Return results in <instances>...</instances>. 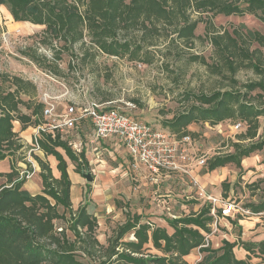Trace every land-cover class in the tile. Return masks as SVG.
I'll return each instance as SVG.
<instances>
[{
    "label": "rangeland",
    "instance_id": "obj_1",
    "mask_svg": "<svg viewBox=\"0 0 264 264\" xmlns=\"http://www.w3.org/2000/svg\"><path fill=\"white\" fill-rule=\"evenodd\" d=\"M4 14V9L0 6V72L18 76L34 84L36 100H40L44 93L57 97L61 110L67 105L85 110L91 103H108L106 107H120L133 117L161 128L163 121L184 110L182 100L185 93L209 94L230 89L233 81L244 92V85L258 82L264 77L251 65L260 61V68L264 71V47L255 41L256 32L264 36V22L255 15L215 16L212 13H193L192 19L201 21L195 31L196 38L188 45L177 39L172 33L173 29L161 28L158 33L136 30L128 35L123 34L121 38H127L134 45H144L145 50L151 52L152 63L143 64L131 61L128 57L105 55L91 46L89 38L84 40L85 45H76L69 51L58 41L53 45L45 44V27L29 23L18 24ZM216 36H224L220 47L213 43ZM233 40L237 44L236 48L231 45ZM151 43L154 45H150ZM225 44L229 45V50L221 48ZM85 51L94 58L90 56L85 61H80ZM58 54L59 59L56 60ZM35 55L46 58V65L43 60L42 66L35 63L31 59ZM244 55L249 58L246 59ZM193 56L203 58L205 63L201 60L191 61ZM229 64L235 68L240 67L232 72L228 68ZM246 65L248 66L245 67ZM4 87L15 89L8 82ZM257 96H264V93L260 90L250 93V101L264 106V97L261 99ZM20 97L24 101L29 99L26 94H21ZM22 110L27 112L24 107ZM259 121L260 129L254 142L264 135V117ZM234 124L226 121L216 126L201 123L191 125L189 130L193 144L190 149L197 156H205L207 162L215 156L233 153L232 144L238 142L239 135L245 132L244 128L234 130ZM15 128L19 130L18 123H15ZM27 131L25 137L32 133V127ZM18 134L21 136V132ZM62 137L72 144L76 142L77 145L73 144L74 148L79 143L84 146L88 166H84L82 173H76L75 164L68 160L72 182L71 200L74 210L86 206L88 212L97 218L96 237L103 245H107L108 239L115 236L117 228L128 216L140 215L143 217L142 222H152L166 228L171 234L173 230L167 220L198 212L210 205L211 198L220 197L224 202L234 203L236 211L231 217L223 218L219 215L222 210L215 206L212 233L207 235V239L213 249L221 247L222 240L229 233L233 237H228L239 243L242 233L239 221L256 215L246 209V206L263 200L264 184L260 190H252L247 186L264 179L263 165L254 164V160L264 159V150L250 156V165L246 163V166H250L248 168L244 166L238 169L230 164L209 172L207 163L204 167H195L191 177L172 176L153 184L132 170V161L120 144L108 141L92 147L89 142L92 139V127L88 120L82 121L76 130L63 133ZM20 138L27 144L24 138ZM244 143L248 144L249 141ZM32 147V143L27 144L12 159L20 174L29 169L28 164H31L32 173L33 164L41 170L35 156L47 158L43 152L33 150ZM257 156H261V159ZM44 161L50 164L48 159ZM55 172L59 176L57 170ZM86 175H90L93 180L88 182ZM26 180L23 188L26 194L41 193L40 174ZM4 182L5 178L0 176V187ZM224 183L230 185L229 193H226ZM211 207L213 212L212 203ZM59 212L62 214L64 209L59 207ZM68 235L72 237L70 232ZM130 240H134L132 234L125 239ZM146 248L149 249L145 254L162 256L151 246ZM80 255L85 264H99L96 258ZM203 257L204 254L199 250H194L185 260L188 264H198ZM251 258L257 263L262 261V258L253 255Z\"/></svg>",
    "mask_w": 264,
    "mask_h": 264
},
{
    "label": "trees",
    "instance_id": "obj_2",
    "mask_svg": "<svg viewBox=\"0 0 264 264\" xmlns=\"http://www.w3.org/2000/svg\"><path fill=\"white\" fill-rule=\"evenodd\" d=\"M0 5L9 10L15 22L45 27V44L53 45L58 41L69 51L76 45H85L84 40L89 38L91 46L105 55L128 57L143 64L152 63L153 55L145 50L144 45H134L127 38H121L123 34L136 30L158 33L161 28L173 29L177 39L188 45L196 38L195 31L201 21L193 20V13L215 16L248 14L264 22V0H0ZM223 38L216 36L213 43L220 47ZM255 41L264 47L262 34L256 32ZM231 45L237 47L235 40ZM221 48L230 49L227 44ZM90 56L85 51L80 61ZM56 57L58 60L59 54ZM31 59L39 66L43 65L42 60L44 65L47 62L38 55L31 56ZM200 60L205 63L203 58H191L193 62ZM251 65L259 75H264L260 61ZM239 67L228 66L232 72ZM7 82L15 89L5 88ZM232 84L230 89L209 94L185 93L182 100L184 110L162 124V128L178 137L191 134L189 127L193 124L216 126L231 121L244 125L245 132L239 135L238 142L232 144L234 152L211 158L207 162L209 172L230 164L242 169L244 159L264 150V135L254 142L260 129L259 120L264 117V106L254 104L249 98V94L256 90L264 93V77L244 85V92L237 88L236 81ZM21 94H26L29 99L24 101ZM257 97L263 99L264 96ZM35 98L34 84L0 72V162L14 159L27 145L15 131L16 122L21 125V131L45 123V105ZM22 107L27 112H23ZM246 141L249 143L245 144ZM38 146L45 156L55 158L59 177L56 178L50 164L38 156L35 159L41 169V193L26 194L23 188L27 180L21 176L14 161L11 172L0 174L6 181L0 187V264H85L80 253L96 258L99 264H188L185 258L194 250L204 254L198 264H251L252 255L262 258L257 264H264V241L232 243L223 240L221 247H211L207 239L215 220L211 205L190 215L167 220L173 230L171 234L152 222H142L140 215L128 216L117 228L115 236L108 239V244H101L96 237L97 218L88 212L86 206L74 210L71 200L68 160L75 164L76 173H82L84 166H88L85 151L76 153L59 133L55 137L43 134ZM28 167L27 171L31 172V164ZM262 184L264 179L247 187L260 190ZM223 185L229 193L230 185ZM59 207L64 209L62 214ZM246 209L256 215L264 213V196L262 201L251 203ZM130 234L134 240L125 241ZM238 245L251 256L237 259L234 249ZM149 246L162 256L145 254Z\"/></svg>",
    "mask_w": 264,
    "mask_h": 264
},
{
    "label": "built area",
    "instance_id": "obj_3",
    "mask_svg": "<svg viewBox=\"0 0 264 264\" xmlns=\"http://www.w3.org/2000/svg\"><path fill=\"white\" fill-rule=\"evenodd\" d=\"M57 97H52L49 93H44L41 102L44 103L43 116L45 123L34 129L32 143L34 149L39 150L38 140L42 139L43 134L63 133L76 130L82 121L88 120L92 127V139L90 145L100 146L103 142L115 141L120 144L131 159L133 171L145 173V178L153 184H158L165 178L172 176L191 177L195 167L207 165L205 156H197L190 148L193 138L190 134L178 137L164 128H159L133 117L120 107H106V104L91 103L87 109L78 110L75 106L67 105L62 110ZM234 130H242L244 125L241 122L235 123ZM63 139V137H62ZM86 144V146H89ZM76 153L84 150L82 143L73 147ZM97 150V148H96ZM21 176L31 178L32 172H21ZM214 209L211 215L215 217V206L222 210L223 218L231 217L236 211V206L230 201L224 202L220 198H211ZM221 212V211H220Z\"/></svg>",
    "mask_w": 264,
    "mask_h": 264
},
{
    "label": "crops",
    "instance_id": "obj_4",
    "mask_svg": "<svg viewBox=\"0 0 264 264\" xmlns=\"http://www.w3.org/2000/svg\"><path fill=\"white\" fill-rule=\"evenodd\" d=\"M1 8L4 9V12H5L4 16L6 18H10V19H12V21H14L12 16H11V14H10V12H9V10L5 6H1ZM15 23L20 24V23H23V22H15ZM38 27H43V26H38ZM18 125H19V130L17 131L16 128H15V131L18 132V133L21 132V136L20 137L24 138V140L26 141L27 144L33 143V136H34V129L35 128H32V133L29 134V137H27V136L25 137L24 135L28 131L27 130L26 131H21V128H20L21 125L19 123H18ZM109 142H113V141H109ZM38 152L42 153L41 151H38ZM257 157L259 159H261V156H257ZM46 159H48V161L50 162V165H51V168H52L54 176L56 178H58L59 176H57V174L55 172L57 170V168H56L57 167V161L52 156H48ZM46 159H44V156H43V160H46ZM250 159H251V157L244 159L242 161V166L243 167L246 166V163H247V165H250V163H251ZM256 163L262 164L263 167H264V159H262V160H254V164H256ZM12 165H13L12 158H8V159L0 162V173H4V174L9 173L11 171V166ZM33 165H34L33 166L34 167L33 176H35L36 174L39 176V174H40L39 168H37L35 164H33ZM246 167L248 168L250 166H246ZM139 174L143 175V177L145 178V173L143 171L140 172ZM262 177L264 178V176H262ZM145 179H147V178H145ZM239 226L242 229L241 236L239 237V239H241L242 242L260 243V242L264 241V213H261V214H258V215H253V216H248L245 219L240 220L239 221ZM228 231H231V230L229 229ZM228 236L233 237L229 233V235H227V237L224 238L223 240H228V241H230L232 243L238 242V240L236 241L235 239H230ZM234 253H235L237 259H239V260L247 259V257L250 255L240 245H238L234 249ZM190 256L191 255L187 256L186 258H188ZM250 263L251 264H257V262H255L254 259H251Z\"/></svg>",
    "mask_w": 264,
    "mask_h": 264
},
{
    "label": "water",
    "instance_id": "obj_5",
    "mask_svg": "<svg viewBox=\"0 0 264 264\" xmlns=\"http://www.w3.org/2000/svg\"><path fill=\"white\" fill-rule=\"evenodd\" d=\"M86 179H87L88 182H91L93 180L90 175H86Z\"/></svg>",
    "mask_w": 264,
    "mask_h": 264
},
{
    "label": "bare ground",
    "instance_id": "obj_6",
    "mask_svg": "<svg viewBox=\"0 0 264 264\" xmlns=\"http://www.w3.org/2000/svg\"><path fill=\"white\" fill-rule=\"evenodd\" d=\"M29 24H31V23H29ZM31 25H33V26H38V25H34V24H31Z\"/></svg>",
    "mask_w": 264,
    "mask_h": 264
}]
</instances>
